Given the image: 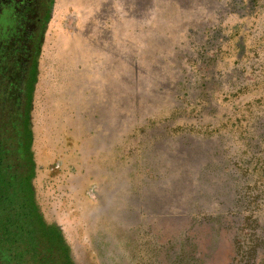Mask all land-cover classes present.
<instances>
[{
    "label": "rangeland",
    "instance_id": "rangeland-1",
    "mask_svg": "<svg viewBox=\"0 0 264 264\" xmlns=\"http://www.w3.org/2000/svg\"><path fill=\"white\" fill-rule=\"evenodd\" d=\"M32 180L73 264H264V0H51Z\"/></svg>",
    "mask_w": 264,
    "mask_h": 264
},
{
    "label": "trees",
    "instance_id": "trees-1",
    "mask_svg": "<svg viewBox=\"0 0 264 264\" xmlns=\"http://www.w3.org/2000/svg\"><path fill=\"white\" fill-rule=\"evenodd\" d=\"M29 84L23 105L15 101L16 87L10 102L0 104V264H73L62 233L46 223L35 197Z\"/></svg>",
    "mask_w": 264,
    "mask_h": 264
},
{
    "label": "flooded vegetation",
    "instance_id": "flooded-vegetation-1",
    "mask_svg": "<svg viewBox=\"0 0 264 264\" xmlns=\"http://www.w3.org/2000/svg\"><path fill=\"white\" fill-rule=\"evenodd\" d=\"M49 2L0 0V104L10 102L12 87L20 91L15 101H26Z\"/></svg>",
    "mask_w": 264,
    "mask_h": 264
},
{
    "label": "water",
    "instance_id": "water-1",
    "mask_svg": "<svg viewBox=\"0 0 264 264\" xmlns=\"http://www.w3.org/2000/svg\"><path fill=\"white\" fill-rule=\"evenodd\" d=\"M50 11H51V5H50V8H49V13H50Z\"/></svg>",
    "mask_w": 264,
    "mask_h": 264
}]
</instances>
